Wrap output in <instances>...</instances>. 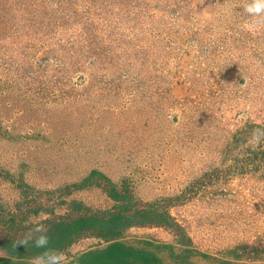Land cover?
Returning a JSON list of instances; mask_svg holds the SVG:
<instances>
[{
	"label": "rangeland",
	"instance_id": "rangeland-1",
	"mask_svg": "<svg viewBox=\"0 0 264 264\" xmlns=\"http://www.w3.org/2000/svg\"><path fill=\"white\" fill-rule=\"evenodd\" d=\"M250 2L0 0V264H264Z\"/></svg>",
	"mask_w": 264,
	"mask_h": 264
},
{
	"label": "clouds",
	"instance_id": "clouds-1",
	"mask_svg": "<svg viewBox=\"0 0 264 264\" xmlns=\"http://www.w3.org/2000/svg\"><path fill=\"white\" fill-rule=\"evenodd\" d=\"M243 11L250 17H264V0H251L250 3L244 6ZM256 23H259V21H256ZM251 139L254 143H259L261 140H264V128L255 129ZM43 232H45L44 226L38 224L23 239L18 241V244L25 245L28 243V240L34 237L35 233ZM46 245H48V238L46 235L41 234L35 236L36 247L44 248ZM31 264H66V260L62 252L46 251L44 254L33 258Z\"/></svg>",
	"mask_w": 264,
	"mask_h": 264
},
{
	"label": "trees",
	"instance_id": "trees-1",
	"mask_svg": "<svg viewBox=\"0 0 264 264\" xmlns=\"http://www.w3.org/2000/svg\"><path fill=\"white\" fill-rule=\"evenodd\" d=\"M82 223H83V221L82 220H80Z\"/></svg>",
	"mask_w": 264,
	"mask_h": 264
}]
</instances>
